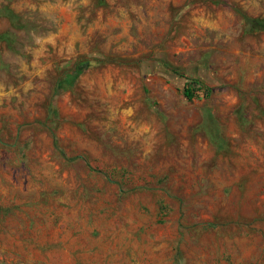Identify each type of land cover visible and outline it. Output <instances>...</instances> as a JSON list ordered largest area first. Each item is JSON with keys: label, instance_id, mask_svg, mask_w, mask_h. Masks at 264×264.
I'll return each mask as SVG.
<instances>
[{"label": "rangeland", "instance_id": "rangeland-1", "mask_svg": "<svg viewBox=\"0 0 264 264\" xmlns=\"http://www.w3.org/2000/svg\"><path fill=\"white\" fill-rule=\"evenodd\" d=\"M243 16L264 0H0V264H264Z\"/></svg>", "mask_w": 264, "mask_h": 264}, {"label": "trees", "instance_id": "trees-1", "mask_svg": "<svg viewBox=\"0 0 264 264\" xmlns=\"http://www.w3.org/2000/svg\"><path fill=\"white\" fill-rule=\"evenodd\" d=\"M243 19H244V32L246 34L264 33V18H248L243 16ZM192 82L198 83V81H192ZM185 96L187 98L191 97L188 90L185 91Z\"/></svg>", "mask_w": 264, "mask_h": 264}]
</instances>
